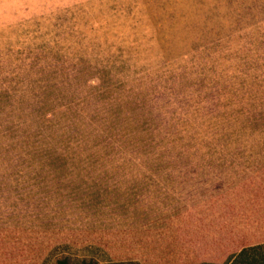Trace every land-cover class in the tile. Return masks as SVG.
Listing matches in <instances>:
<instances>
[{
	"label": "rangeland",
	"instance_id": "374dc122",
	"mask_svg": "<svg viewBox=\"0 0 264 264\" xmlns=\"http://www.w3.org/2000/svg\"><path fill=\"white\" fill-rule=\"evenodd\" d=\"M263 166L264 0H0V264H207Z\"/></svg>",
	"mask_w": 264,
	"mask_h": 264
},
{
	"label": "trees",
	"instance_id": "16d2710c",
	"mask_svg": "<svg viewBox=\"0 0 264 264\" xmlns=\"http://www.w3.org/2000/svg\"><path fill=\"white\" fill-rule=\"evenodd\" d=\"M181 216L187 241V235L191 236L209 259L207 264H264V166L232 190L187 209ZM56 264L74 262L62 256Z\"/></svg>",
	"mask_w": 264,
	"mask_h": 264
}]
</instances>
